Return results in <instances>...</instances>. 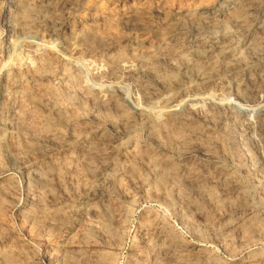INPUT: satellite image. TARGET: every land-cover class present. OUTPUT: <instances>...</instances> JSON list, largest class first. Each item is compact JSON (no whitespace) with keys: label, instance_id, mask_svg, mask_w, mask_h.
<instances>
[{"label":"rangeland","instance_id":"obj_1","mask_svg":"<svg viewBox=\"0 0 264 264\" xmlns=\"http://www.w3.org/2000/svg\"><path fill=\"white\" fill-rule=\"evenodd\" d=\"M0 264H264V0H0Z\"/></svg>","mask_w":264,"mask_h":264},{"label":"bare ground","instance_id":"obj_2","mask_svg":"<svg viewBox=\"0 0 264 264\" xmlns=\"http://www.w3.org/2000/svg\"><path fill=\"white\" fill-rule=\"evenodd\" d=\"M222 3H225L227 0H220ZM224 12L222 10L217 9L215 5L212 4H207L204 6H199L193 9L192 11H188L186 15L192 16L195 18L196 22L203 23V22H213L214 26L216 25H222L225 23V20H221L223 17ZM148 58L145 57L143 59L144 62H147ZM125 71L127 72H132V67H127L125 68ZM141 109V108H140ZM142 111V110H141ZM178 106H173L168 108V113L170 115H178L179 113ZM146 114H152L150 111H144ZM160 129V128H159ZM172 138H180L181 137V132L180 131H174L171 133Z\"/></svg>","mask_w":264,"mask_h":264}]
</instances>
